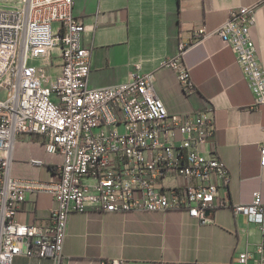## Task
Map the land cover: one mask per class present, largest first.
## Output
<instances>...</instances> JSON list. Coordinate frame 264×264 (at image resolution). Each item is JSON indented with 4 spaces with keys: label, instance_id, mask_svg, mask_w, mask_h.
Segmentation results:
<instances>
[{
    "label": "built area",
    "instance_id": "1",
    "mask_svg": "<svg viewBox=\"0 0 264 264\" xmlns=\"http://www.w3.org/2000/svg\"><path fill=\"white\" fill-rule=\"evenodd\" d=\"M7 1L19 5L0 7V89L5 90L0 96V264H14L23 254L61 260L73 212L182 209L205 221L230 179L225 162L202 150L215 133L213 111L170 113L155 90L153 74L135 72L129 80L91 87L90 49L83 44L85 25L73 13V0ZM254 22L255 7L243 6L232 9L214 32L200 28L194 36L199 41L216 33L231 47L253 105L259 107L264 104V69L250 35ZM185 47L181 43L164 64L191 93L195 85L182 60ZM22 133L41 135L46 152L62 156L57 180L12 175ZM260 165L264 168V142ZM170 173L198 183L165 187ZM26 192L55 198L47 226L17 219ZM232 209L249 216L262 232L261 242L239 254L238 264H264L261 194Z\"/></svg>",
    "mask_w": 264,
    "mask_h": 264
},
{
    "label": "crops",
    "instance_id": "2",
    "mask_svg": "<svg viewBox=\"0 0 264 264\" xmlns=\"http://www.w3.org/2000/svg\"><path fill=\"white\" fill-rule=\"evenodd\" d=\"M2 8L19 4L0 0ZM243 6L255 7L250 35L264 69V0H73V13L85 25L83 44L90 49L89 85L101 87L132 78L135 72L153 74L154 87L172 114L211 110L215 133L203 146L216 153L229 170V184L221 188L205 221L186 210L90 209L69 217L63 257L19 255L14 264H238L239 254L262 240L259 225L235 213V204H251L256 192L264 202V104L254 97L236 54L220 36L195 41L200 28L213 31ZM185 43L182 60L190 69L195 90L184 92L176 72L164 64ZM32 159L43 163L33 165ZM60 154L50 155L39 134L22 133L15 143L12 175L55 181ZM214 182L221 184L218 176ZM198 183L170 173L165 187ZM55 198L47 192H26L17 219L47 226Z\"/></svg>",
    "mask_w": 264,
    "mask_h": 264
},
{
    "label": "rangeland",
    "instance_id": "3",
    "mask_svg": "<svg viewBox=\"0 0 264 264\" xmlns=\"http://www.w3.org/2000/svg\"><path fill=\"white\" fill-rule=\"evenodd\" d=\"M18 1V0H17ZM0 3H4L3 1H0ZM36 63L37 64H43V62H41L40 60H36ZM47 65V64H46ZM52 72H55V71H52ZM5 95V90H1L0 89V96H4Z\"/></svg>",
    "mask_w": 264,
    "mask_h": 264
}]
</instances>
